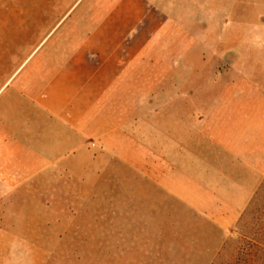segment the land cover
<instances>
[{
  "label": "crops",
  "instance_id": "1",
  "mask_svg": "<svg viewBox=\"0 0 264 264\" xmlns=\"http://www.w3.org/2000/svg\"><path fill=\"white\" fill-rule=\"evenodd\" d=\"M8 3L43 38L0 81V211L79 264H213L264 181L258 4ZM117 163L157 203L97 202Z\"/></svg>",
  "mask_w": 264,
  "mask_h": 264
},
{
  "label": "rangeland",
  "instance_id": "2",
  "mask_svg": "<svg viewBox=\"0 0 264 264\" xmlns=\"http://www.w3.org/2000/svg\"><path fill=\"white\" fill-rule=\"evenodd\" d=\"M0 1L3 2L0 7L5 8L4 11L12 12V9H8L13 6L8 3L10 0ZM245 1L246 3L255 1L258 4L256 15L261 14V19L255 22L257 26L260 25L261 35L257 38H261L262 43H264V0ZM25 6H28V4ZM203 6L204 4L199 5V7ZM13 17V14L6 15L5 19L0 20V81L1 77L12 71V67H10L11 69L7 68L9 60L11 62L15 60L24 61L31 48L43 38V36L29 34V29H18ZM203 21L204 15L199 14L197 21L199 26ZM35 22L38 21L34 20ZM252 22V19L247 15V26ZM202 30L204 31V28L200 29L199 27L196 30L198 35L195 36L200 44L206 42V37L201 34ZM252 39V36L246 35L247 43L253 42ZM96 187L100 189L101 195H97L95 198L97 202L102 204H133L140 206L142 203H157V196H143L140 177L131 174L120 163L114 164L111 169L105 172ZM19 215V211H0V217H2L0 219V256L9 257L8 259H1L0 264H79L76 258L62 252L61 243L51 244L48 242L51 239L48 234L49 229L15 226L21 224L17 218ZM134 218H141V212H134ZM261 222H264V181L249 208L229 230L223 249L213 264H236L237 258L243 255L242 249L245 242L252 237ZM36 232L38 234H35ZM39 232L42 234H39ZM54 235L60 237V229L54 230ZM82 262L88 264L92 261Z\"/></svg>",
  "mask_w": 264,
  "mask_h": 264
},
{
  "label": "trees",
  "instance_id": "3",
  "mask_svg": "<svg viewBox=\"0 0 264 264\" xmlns=\"http://www.w3.org/2000/svg\"><path fill=\"white\" fill-rule=\"evenodd\" d=\"M242 252L243 255L237 258L236 264H264V222L259 224L252 237L245 242Z\"/></svg>",
  "mask_w": 264,
  "mask_h": 264
}]
</instances>
